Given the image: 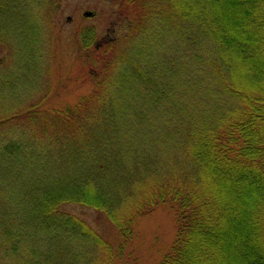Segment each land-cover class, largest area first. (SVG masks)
<instances>
[{
  "label": "trees",
  "instance_id": "obj_1",
  "mask_svg": "<svg viewBox=\"0 0 264 264\" xmlns=\"http://www.w3.org/2000/svg\"><path fill=\"white\" fill-rule=\"evenodd\" d=\"M58 1L0 0V254H17L27 222L40 239L29 254L42 251L27 264H94L73 244L107 243L65 206L122 230L136 209L171 204L159 264H264V0L110 1L106 35L79 34L90 92L48 109L29 23Z\"/></svg>",
  "mask_w": 264,
  "mask_h": 264
},
{
  "label": "rangeland",
  "instance_id": "obj_2",
  "mask_svg": "<svg viewBox=\"0 0 264 264\" xmlns=\"http://www.w3.org/2000/svg\"><path fill=\"white\" fill-rule=\"evenodd\" d=\"M110 1L114 0H59L54 7L56 11L48 15L50 10L45 12V5L43 11L37 15V21H32L35 25L29 23L34 26V30L28 36L38 40L43 46L41 54L43 57L48 56L46 67L50 73L48 77H44L42 91L46 93L49 86L51 90H48V97L41 107L57 109L73 105L80 97L90 92L92 84L78 54L79 34L84 28L93 27L100 35H106L109 25L115 23L113 20L119 21ZM85 12H91L92 16H84ZM25 36L26 33L24 39ZM5 55L6 49L0 44V60ZM17 199V194H14L12 205H15V208L18 204H23L22 200ZM137 207L134 204L126 207L125 211H133ZM64 210L92 225L107 243L106 249L109 252H98L87 243L73 244L74 252H70L71 254L93 256L96 259L94 264H159L165 255L169 254L178 229L177 211L171 204H158L141 213L136 209L131 214L132 224L124 225L122 230L118 228L121 226L117 225L116 221H111L101 211L79 205L65 206ZM2 218L0 214V223ZM125 218V215L120 216L121 220ZM23 224L26 225L23 233L27 241L21 248L19 244L17 254H0L5 256L3 264H27L35 259L41 260L42 251H37L40 249H36V254H29V249L38 248L40 239L32 226H28L27 222ZM125 229L128 231L124 232ZM2 231L1 228L0 233ZM16 232L18 231L15 230L13 234L19 235V232ZM2 238L4 237L0 238L1 243Z\"/></svg>",
  "mask_w": 264,
  "mask_h": 264
},
{
  "label": "water",
  "instance_id": "obj_3",
  "mask_svg": "<svg viewBox=\"0 0 264 264\" xmlns=\"http://www.w3.org/2000/svg\"><path fill=\"white\" fill-rule=\"evenodd\" d=\"M84 16H86V17H90V16H92V13H91V12H85V13H84Z\"/></svg>",
  "mask_w": 264,
  "mask_h": 264
}]
</instances>
